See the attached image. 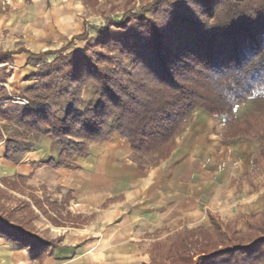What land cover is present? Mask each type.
Wrapping results in <instances>:
<instances>
[{
  "label": "trees",
  "instance_id": "1",
  "mask_svg": "<svg viewBox=\"0 0 264 264\" xmlns=\"http://www.w3.org/2000/svg\"><path fill=\"white\" fill-rule=\"evenodd\" d=\"M144 9H154L155 18L128 12L118 24L107 22L95 46L109 52H98L95 59L86 51L66 53L74 46L69 43L35 76L39 82L20 96L27 106L15 104L0 89L6 159L19 164L24 153L49 135L59 157L45 165L64 167L71 164L72 152L86 156L90 143L117 134L136 157H156L158 165L175 151L193 112L203 109L226 119V141L262 139L253 172L264 175V109L243 120L235 116L236 108L255 96L264 103V0H152ZM87 38L86 31L75 39ZM113 49L120 59L110 56ZM15 53H0V64ZM89 83L95 101L86 104L82 92ZM52 102L68 103L63 117ZM10 127L13 133H8ZM4 197L10 195L0 190L1 236L34 254L61 243L62 238L44 239L32 227L40 219L34 207L48 215L37 198L31 203L19 199L8 209L1 204ZM209 217V228L184 229L156 242L151 264L264 263V212L247 217V231L213 213Z\"/></svg>",
  "mask_w": 264,
  "mask_h": 264
},
{
  "label": "crops",
  "instance_id": "2",
  "mask_svg": "<svg viewBox=\"0 0 264 264\" xmlns=\"http://www.w3.org/2000/svg\"><path fill=\"white\" fill-rule=\"evenodd\" d=\"M83 11L81 0H0V53L16 52L0 64L9 73L0 86L13 100L38 82L41 60L52 56L47 53L83 33ZM7 31L24 43L14 45ZM227 126L195 110L172 155L143 169L118 135L91 145L85 158L75 156L76 166L61 168L45 165L59 156L50 136L19 164L6 159L0 140V182L21 180L37 195L67 200V208L85 220L79 227H61V243L40 254L0 235V264H151L157 240L209 228V213L247 231V217L264 212V175L253 172L261 148L256 152L250 141H226Z\"/></svg>",
  "mask_w": 264,
  "mask_h": 264
},
{
  "label": "rangeland",
  "instance_id": "3",
  "mask_svg": "<svg viewBox=\"0 0 264 264\" xmlns=\"http://www.w3.org/2000/svg\"><path fill=\"white\" fill-rule=\"evenodd\" d=\"M150 1H152V0H96L94 2H90L88 0V3L86 4L85 0H81V3L84 7V11L80 15V17L82 19H84V21H85L84 22L85 30L83 31V33L81 35H79L77 37L84 35V33L87 31L88 32V38L86 40H83V39L73 40L72 41V42H74L73 48L68 50L66 53H68L72 50H79L80 52L86 51V53L89 57H91L92 59H95V58H97L98 52H105V53L109 52L107 47H103V46L96 47L95 46L98 44L99 39L102 37V35H103L102 31L106 27L107 22H113V24H118V23L123 21L125 15L128 12H131L133 14L143 13V16H145V18L153 20L155 18V10L154 9H150V10L144 9L146 7V5L148 4V2H150ZM170 1L179 2L180 0H170ZM112 33L118 34V29L113 28ZM12 35H14V42H13L14 45L24 43L21 41L16 42V39H19L17 33L12 34L10 31L5 32V37L6 36H12ZM30 35H33V34H30ZM64 48H62V49H64ZM61 50L56 51V52H50L49 54H46V55H52L53 57L50 56L49 58H45L44 60H41L42 65L39 69V72L44 68V66L47 63L53 62L58 57L57 54ZM39 56H42V54ZM110 56L112 58L120 59L119 52L114 50V49L110 51ZM126 60H128V59H126ZM7 68H9V67H7ZM39 72L37 74H39ZM8 74L9 73H7L5 71V69H2V68L0 69V84H4L6 76ZM2 75H3V77H2ZM35 79L38 80V82H39V79H37V78H35ZM2 88L4 90H6L3 86H0V89H2ZM0 94H1V90H0ZM82 100L86 104H90L93 101H95V88H94L93 83H89L88 86L83 90ZM19 102L24 103V104L27 103V104L24 105V104H21ZM14 103L19 105V106H27L28 105V101L24 98H16L14 100ZM52 106H53L54 110L57 113H59V116L63 117L66 110H67L68 103L67 102H65V103L52 102ZM263 109H264L263 99L261 97L255 96V97L251 98L250 100H248L246 103L238 106L235 110V116L237 118H239L240 120H243L248 115L259 113ZM217 120H220V122H222V123H226L225 118H217ZM0 124H7V123L4 122V123H0ZM227 128H228V126H227ZM14 130H15L14 127H10L8 133H13ZM227 131H228V129L227 130L225 129V135L227 134ZM46 136H49V135H46ZM50 137H52V136H50ZM111 138H109L106 141H98V142L90 143L86 156L89 153V148L91 145L97 146L101 143L109 141ZM237 141L238 142L250 141L253 145L256 146V149H255L256 152H258V150L260 148L262 150V139L260 137L254 139V140L238 139V140H236V142ZM232 142H235V140H233ZM53 145H54V143H53ZM53 150H56L57 152H59V149L53 148ZM72 154H73V158L71 160V164L68 166H64V167L76 166L75 162H74L75 156H78L81 158L86 157V156H79L78 154H76L74 152H72ZM135 160L139 165L141 163H143V165H142L143 168H153V167L160 165L163 162L162 161V162H160V164L155 165V162L157 161L156 157L151 158V157H145V156L144 157H142V156L135 157ZM140 160H142V162ZM59 168H61V167H59ZM0 190H4L5 192H7L10 195V197H4L3 199H1V204H3L8 209L15 208L17 206V200H19V199L20 200L21 199L26 200V201H29L31 203L32 202L31 199L37 198L41 202V204L43 205V208L46 210L48 215H46L44 211L40 212L36 207L33 206L35 212L40 215V219L34 220L32 227L35 229L37 234H39L44 239L58 240L59 238H61V237H59V234L62 232L60 230L61 227H65V228H67V227H79V226H76V223L83 224L85 222V220L82 218L81 215L73 214L67 208L70 206L68 204L67 200L65 203H63V202L58 203L55 201L57 199L52 197V196L46 197V195H41V194L37 195L35 193L34 189H28L23 184V182L21 180L15 181V182H13V181H5L3 183L0 182ZM11 196H12V198H11ZM166 239L157 240L156 242L165 241ZM154 244H153V246H154ZM153 246H152V248H153ZM151 251H152V249H151Z\"/></svg>",
  "mask_w": 264,
  "mask_h": 264
},
{
  "label": "snow or ice",
  "instance_id": "4",
  "mask_svg": "<svg viewBox=\"0 0 264 264\" xmlns=\"http://www.w3.org/2000/svg\"><path fill=\"white\" fill-rule=\"evenodd\" d=\"M201 2V0H192L193 4H199ZM0 235H2V233H0Z\"/></svg>",
  "mask_w": 264,
  "mask_h": 264
},
{
  "label": "built area",
  "instance_id": "5",
  "mask_svg": "<svg viewBox=\"0 0 264 264\" xmlns=\"http://www.w3.org/2000/svg\"><path fill=\"white\" fill-rule=\"evenodd\" d=\"M19 103H21V102H19ZM21 104H24V103H21ZM25 104H27V103H25ZM25 104H24V105H25Z\"/></svg>",
  "mask_w": 264,
  "mask_h": 264
}]
</instances>
